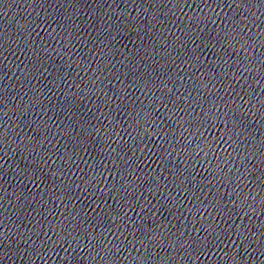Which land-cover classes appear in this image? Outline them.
I'll return each mask as SVG.
<instances>
[{
  "label": "snow or ice",
  "instance_id": "6c2138e0",
  "mask_svg": "<svg viewBox=\"0 0 264 264\" xmlns=\"http://www.w3.org/2000/svg\"><path fill=\"white\" fill-rule=\"evenodd\" d=\"M224 38H226V37H224ZM214 122H215V121H213V123H214ZM199 127H210V125H206V124H204L203 122H201V123L199 124ZM197 135H198V136H201V135H203V133L197 131ZM216 143H219V141L217 140ZM197 148H200V145H197ZM203 149H207L208 151H213V152L216 150V149L213 147V143H212V141H207V142H205V143L203 144V147L201 148V150H203Z\"/></svg>",
  "mask_w": 264,
  "mask_h": 264
}]
</instances>
